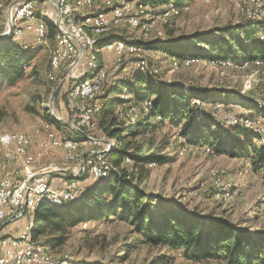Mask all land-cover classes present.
Segmentation results:
<instances>
[{
	"label": "rangeland",
	"instance_id": "obj_1",
	"mask_svg": "<svg viewBox=\"0 0 264 264\" xmlns=\"http://www.w3.org/2000/svg\"><path fill=\"white\" fill-rule=\"evenodd\" d=\"M133 1L137 3L136 5L148 2V0ZM12 2L15 3L16 0H0V4H3L7 10ZM165 4L152 3L153 7L149 5L151 8L140 15V26L138 27L132 29L126 27V23L121 22L118 26L112 27L110 31L114 29L115 33L126 38L124 40L132 41L139 35L149 40L154 37V29H160L163 32L164 28L165 32L166 28V32L175 39L179 36L203 33L248 19L241 7L243 5L251 7L250 0H190L186 7L187 10L183 7L170 16L162 18L161 13L166 7ZM257 4L264 7V0H257ZM93 8L103 9L99 2ZM93 8L82 11V15L84 12L93 11ZM95 12H91L90 16ZM49 13L47 8L36 9V17L47 25L46 42L44 45H38L35 42L38 47L32 52L29 61L23 65V75L11 82L0 81V133L28 131L31 127L39 129L52 127L51 123L46 121V115H49L50 111L54 116L68 122L66 93L70 86L72 87L82 77H88H81L86 69L88 73H92L89 69L87 55L85 66L82 61H78L74 69L67 71L64 68L60 71V75L56 76V70L49 65L50 51L55 44L54 35L49 36V27L53 29L52 17L54 15H49ZM88 24L89 22L86 24L87 27ZM30 26L33 27L34 23H30ZM143 27L146 29V37H143L145 32ZM27 32L31 33L30 30L25 33ZM52 33L54 34V31ZM24 39L21 37L7 41L25 45ZM27 43V45L34 43V34L28 38ZM97 49L99 48H92L96 61L101 67H105L109 74L105 90L110 82L117 85L124 75H131L133 69L135 74H139L136 60L134 63L131 59L135 58L134 56L130 55L131 58L118 56L114 52H103L97 56ZM139 55L144 59L149 74L146 71L144 73L155 80L157 77L158 81L167 84L188 88L197 87L203 93L226 91L233 94L229 97L215 96L216 99H222L221 102L218 101L221 105L214 102L215 104L205 103L202 107V110L203 108L208 109L207 111L215 117H213L215 124L222 132H229L231 128L238 130L239 135L245 132L239 127H230L234 126V122L227 123L226 113L252 117L244 113H235L233 109H237L234 108L236 104L253 110L260 107L261 115L256 110L254 115L258 116L256 119L260 118L259 120L264 121V115H262V112L264 113V62L256 65L253 60L235 64L230 60L231 64L215 65L210 63V59L199 58L197 62L185 64L182 59H176L163 51L148 48L142 50ZM54 89L55 92L51 96ZM104 89L103 94L101 93L97 98L99 105L104 96ZM122 93L126 94L124 91ZM122 98L118 96V100ZM100 119V115L97 114L95 121L93 120L95 137L101 140L107 139L111 146L115 144L117 148L121 144L129 143L128 151L120 158V167L124 170L128 168L122 160L129 157L133 171L130 174L127 173V179L133 185L147 194L159 197L166 205L178 204L186 210L197 211L203 216L226 219L252 234L264 235V171L253 167V161H257V158H249L251 168L248 159H241L239 156L234 157L230 154L215 155L207 145L203 147L188 143L187 139L180 135V127L176 128L168 121L156 123L154 119L150 120L151 124L147 129L142 131L140 128L135 135L121 133L116 138L108 137L113 140L111 141L97 129L96 121ZM122 121L124 124L130 122L126 118ZM130 124H135V122ZM58 131L60 134L56 132L61 137H75L65 128ZM248 133L253 134L254 137L257 136L254 132ZM37 135L42 136L41 133ZM257 142H259L258 139ZM258 144L264 147L263 143ZM205 147L210 149L209 154L204 152ZM95 148L99 149L100 146L96 145ZM180 150L182 153H179ZM148 156L161 158V162L154 163V165L153 162L147 164L148 161L144 158ZM107 158L110 159L108 154ZM244 160L248 162V165ZM52 162L60 164L58 161ZM245 164L249 169L248 172L242 174L241 171ZM0 165H2L1 177L6 172L7 162L0 161ZM213 173L229 185L232 193L229 200H219L213 196L214 190L211 186ZM85 184L86 182L83 185ZM190 190L195 194L188 196L187 193ZM26 218L28 219L27 215ZM27 221L29 223V220ZM84 222L86 224L82 222L80 225L67 227L65 241L60 245L50 246L48 243L49 239L59 235L58 232H48L40 236L38 241L51 252L55 260H66L69 264H226L219 260L192 261L179 251L168 250L161 245H144L133 233L130 220H120L115 216H109L103 220ZM28 223L25 228L29 225Z\"/></svg>",
	"mask_w": 264,
	"mask_h": 264
},
{
	"label": "trees",
	"instance_id": "obj_2",
	"mask_svg": "<svg viewBox=\"0 0 264 264\" xmlns=\"http://www.w3.org/2000/svg\"><path fill=\"white\" fill-rule=\"evenodd\" d=\"M148 2L151 5L173 2L182 8L187 6L190 0ZM259 30L264 31V19H243L235 24L175 39L166 32V28L165 32L163 28V37L145 40L139 35L132 41L124 40L126 38L115 33L113 29L110 33L102 34L99 43L93 48H101L106 41L122 39L145 50L148 48L163 51L177 59L194 56L202 60L229 59L235 64H242L257 59L264 60V41L259 39ZM53 31L54 28L49 27V36L54 35ZM8 37L12 39L11 34ZM8 39L0 42V81L11 82L23 75V65L29 61L38 46L35 42L32 45H19L7 41ZM62 69L64 68L53 69L56 70L57 77ZM122 91L131 96L125 100L127 103L139 106L144 101L149 103L146 112L140 111L135 124H124L121 119L123 113L113 112ZM232 95L228 92L203 93L197 87L167 84L145 73L135 74L133 69L131 75H124L117 85L110 82L101 98L100 109L93 113L92 119L95 121V116L100 115L101 121H96V127L106 138H116L121 133L135 135L140 128L142 131L148 128L151 124L148 120L154 119L156 123L168 121L174 127H180V135L187 139L188 143L207 145L215 155L230 154L248 159L251 168L249 158H257V161H253V167L264 171V147L251 145L253 134L246 131L243 135L237 134L239 131L236 134L222 132L208 109L202 110L205 103L218 104L222 101L214 98L215 96ZM195 101H198L199 105L193 104ZM46 121L53 124L57 130L65 128L76 137L69 138L82 141L86 136L85 131L73 133L68 126L53 120L49 115H46ZM128 144H121L109 151L111 170L107 178L89 180L83 191L63 207L42 203L30 221L31 238L38 241L40 236L48 232H58L59 235L49 239L48 243L50 246L60 245L65 241L67 227L115 216L120 220H130L132 231L139 237L140 243L161 245L168 250L179 251L192 261L219 260L226 264H264V235L252 234L226 219L203 216L178 204L166 205L159 197L147 194L133 185L127 179V169L120 167V158L128 151ZM144 159L148 161L147 164L161 162V158L155 156Z\"/></svg>",
	"mask_w": 264,
	"mask_h": 264
},
{
	"label": "bare ground",
	"instance_id": "obj_3",
	"mask_svg": "<svg viewBox=\"0 0 264 264\" xmlns=\"http://www.w3.org/2000/svg\"><path fill=\"white\" fill-rule=\"evenodd\" d=\"M18 0L13 7L14 3L12 2L8 10L3 4H0V35L4 32V38L8 37L10 34L12 35V39H17L19 36H16V34L19 33V30L22 25V17H11L10 18V11L14 10L16 6L19 4ZM35 2V0H34ZM99 2L101 6L105 5V12H112V5H109L114 2H118V0H95V1H85V0H68V5H71L73 8H79L80 10H74V17L72 18V25L75 28V31L79 33L80 36L84 38L85 42H88V49H87V55H88V61H89V69L92 72L91 77H82L81 80L77 81L75 84L72 85V87H76L77 93H84V89L87 83H90L91 81L97 80V74L98 71H102L103 67L97 63L95 55L92 52V48L99 43V38L102 34L108 32L112 27H116L121 23V15L120 14H112V17L110 19H105V24H99L94 25V22H100L102 18H104V11H96L92 16H90V21H86V15H82V11L92 9L93 6ZM251 7L249 5H243L241 7L242 10L246 12V16L248 19L253 21H258L261 19H264V7H261L257 4V0H250ZM135 3L133 0H126V7L130 8V19H132L133 24H136V27L140 26L139 17L140 15L144 14L145 10L150 9L153 7L149 2H144L143 4ZM151 7H150V6ZM166 7L162 10L161 17L166 18L170 16L171 14L175 13L177 9H180L177 7L173 2H166ZM13 7V8H12ZM187 6H184V9L187 10ZM183 8V7H182ZM7 10V25L5 23L4 15L5 11ZM11 22V28L8 25V22ZM57 20L58 21H65V12H57ZM41 24L44 26V29L47 31V27L45 22L38 21L36 19L35 15V8H31L30 11L26 12L25 15V22H33ZM56 21L54 19V47L50 51V57H49V65L52 69H56V67L60 66V61L62 60V43L60 42V38L63 35V28L62 23ZM88 27H87V23ZM7 26V29H5ZM135 28V27H133ZM144 28V27H143ZM145 32L143 33V37L147 36L146 29L144 28ZM34 35H41V28H34ZM259 39L261 41H264V31L259 30L258 32ZM46 36L47 32L45 33L44 43L43 42H36L38 45H44L46 42ZM153 36L160 38L163 37V32L160 29H154L153 30ZM144 39V38H143ZM112 46H115V48H133L130 49V55L134 56L136 59V68L138 73H144L145 71H148L146 68V64L144 62V59L140 57V52L142 50H145L143 47L137 46L133 42L124 41L122 39H115L112 41H106L101 45V48L104 50L107 48H110ZM177 59V58H176ZM174 60V59H173ZM199 60L198 57L190 56V57H184L182 58V62L185 64L197 62ZM211 64H231V61H218V60H209ZM264 60L257 59L253 61L254 64L260 65L263 64ZM246 63V62H245ZM245 65V64H244ZM243 67V66H242ZM108 78L103 81L101 85V89H99L96 93L93 94L91 97V103L89 104V115H90V122H92L93 126L94 121L92 119V115L95 112H98L100 109V105L97 101V98L102 93L104 87L107 85ZM103 94V93H102ZM120 97H123L125 99L118 100L114 107L113 112L114 113H123L121 116V119L124 118L130 120V122H134L139 116L140 111L146 112L148 108V101L142 102V104L136 105L135 103H127L125 102L126 97L125 94H120ZM82 103V104H81ZM195 104L199 105L198 101L194 102ZM205 106V104H204ZM73 111L76 112H87V104L83 100H76L73 101ZM200 116V115H199ZM257 117H248V116H242V122H234V126L240 127L241 129L245 131L254 132L258 136V143L264 144V131H261L259 129H264V122L256 119ZM134 120V121H132ZM244 123H258V128L256 125L251 124H244ZM51 126L45 127L43 129H39L38 127L33 128L31 127L28 131H19V132H13V131H4L0 133V145H12V146H20L19 147V154H27L26 149L28 146V142L33 135L37 133H41L42 136L47 135L50 133ZM55 135L57 137H60L63 142H61V149L65 150L64 158L63 160L65 162H74L75 160L82 159L85 156H90L95 153V151L87 153L82 149V142L77 139H71V138H63L61 137L54 129ZM74 132H78L76 130H73ZM256 136V137H257ZM86 137L90 138L89 135H86ZM25 141V142H23ZM104 142L103 140H101ZM106 148L102 152L96 151L95 153V160L99 161H106L107 166L109 168H106L104 172L99 174V176H93V180L98 179H105L107 178L110 170H111V164L107 158V154L111 149H114L115 144L113 146L110 145L109 141H105ZM197 147V146H196ZM204 147V146H203ZM202 147V148H203ZM205 153H210V149L208 147L204 148ZM179 153H182V150L179 151ZM0 161H5V154H0ZM7 162V168H9V161ZM122 162L128 166L127 171L128 173H132V165L130 162L129 157L123 158ZM246 164L248 165V162L244 160ZM154 165V163H152ZM243 167V173L248 172L249 168ZM40 165V162H35V160H29L27 164L24 165V172L20 174V167L18 166H11L10 167V175H17V180H7V187H21V185H27L31 182V173H36L37 171H40L37 169V167ZM152 166V165H151ZM66 167V166H65ZM93 171H95V163H88L86 165H83L81 167L80 171L72 172V173H66L69 175V179L66 182H79L82 183L85 179L89 178L91 179L93 175ZM6 175V172L5 174ZM218 176H216L214 173L212 175V189L214 190V197L219 200H229L231 198L232 193L231 189L229 188V185L225 184L223 181L220 180ZM211 189V190H212ZM81 193V192H79ZM79 193H76L75 196L70 197V199L66 203L58 202L53 197H43L41 199H35L32 204L28 207V209H23V211L20 212V217L22 214L26 211L28 214V219L31 221L33 213L35 210L44 202H47L51 205L57 206V207H63L67 203L73 201ZM194 191H188L187 195L192 196L194 195ZM86 224V222H83ZM24 242V248L22 250H14V253L12 255V264H30V260L28 259V256H34L35 255V248L37 247L38 241H35L31 238V227H29L19 234L15 236L9 237V244L12 245H21V243ZM51 252L43 246L41 243H39V258L41 260H49L50 259ZM53 262L56 264H69L66 260H55L53 258Z\"/></svg>",
	"mask_w": 264,
	"mask_h": 264
},
{
	"label": "built area",
	"instance_id": "obj_4",
	"mask_svg": "<svg viewBox=\"0 0 264 264\" xmlns=\"http://www.w3.org/2000/svg\"><path fill=\"white\" fill-rule=\"evenodd\" d=\"M43 3L46 4L47 11L52 12L55 16L56 21H58L57 12H65V21H58L62 23L63 28V35L60 38V42L62 43V60L60 61V67H56V69L65 68L67 71L72 70L75 68L78 61H82L85 66V62L87 61L88 42L84 41V38L75 31L72 25L74 10L80 9L68 5V0H43ZM109 5H112V12H105V5H103V9L93 8V11L84 12L86 21L93 22L90 21L91 12L104 11V18H102L100 22H94V25L105 24V19H110L112 14H120L121 22L126 23V27L132 29L136 27V24H133L132 19H130V8L126 7V0H118V2ZM31 8H34V0H20L18 6L10 11V18L22 17V25L16 36L20 38L27 30L33 31V28H41V35H34V42L44 43L45 33L47 32L44 26L34 23V21L25 22L26 12L30 11ZM30 23H34V26L31 27ZM108 33H110L109 27ZM2 35H4V32ZM130 49L133 48H115V46H112L105 49V52H114L118 56L131 58ZM131 59L135 63V58ZM108 77L109 74L104 67L102 71H98L97 80L86 84L84 93H77L76 87L71 86L66 93V107L69 115L68 122L72 124V127L69 128L80 133L85 131L86 134L84 135H90V137H92V144H90V146L97 145L100 146V148L106 143H103L99 137L94 136V126L92 122H90L89 104L91 103L93 94L101 89L103 81ZM76 100L85 101L87 104V112L73 111V101ZM242 116V114L231 115L230 113H226L227 123L242 122ZM244 124L256 125L258 128V123ZM259 130L264 131V129ZM61 142H63V140L57 137L53 128H51L50 133L44 135L36 142L37 150L34 153L29 151L33 143H29L27 154H19L20 146L0 145V154H5V161H9V168H6V175H2L0 178V223H12L19 220L20 212L23 211V209H28L35 199L53 197L58 202L66 203L70 197L75 196L76 193L82 192L84 189V183L79 182L64 181L63 186L57 187L51 183L52 176L64 177L66 173L80 171L83 165L95 163V171H93V175L90 179L93 180V176H99L106 168H109L106 161L95 160V153L100 149L95 148L94 154L85 156L74 162H66V167H58L55 164L54 167L48 168V170L31 173V182L27 185H21V187H7V180H17V175H10L11 166H18L20 167V174L25 173L24 165L27 164L29 160L43 159L44 153L49 149H61ZM64 153L67 152L62 150L61 158H64ZM0 168H2V165H0ZM23 248L24 242L21 243V245H12L9 244V236L1 237L0 264H12L14 250L23 251ZM27 260H30V264H56L53 262V256L51 254L49 260H41L39 258V243L35 248V255L28 256Z\"/></svg>",
	"mask_w": 264,
	"mask_h": 264
},
{
	"label": "crops",
	"instance_id": "obj_5",
	"mask_svg": "<svg viewBox=\"0 0 264 264\" xmlns=\"http://www.w3.org/2000/svg\"><path fill=\"white\" fill-rule=\"evenodd\" d=\"M18 0H16V2H17ZM16 2L14 3V5H13V7L15 6V4H16ZM12 7V8H13ZM34 8H35V12H36V9L38 8V9H46L47 8V6H46V4L45 3H43V0H35V2H34ZM7 11V10H6ZM6 11H5V13H6ZM5 13H3V15H4V19H5V23H6V25H7V13L5 14ZM36 15V14H35ZM49 15H53L52 14V12H50L49 13ZM36 19L38 20V21H42V20H40L39 18H37L36 17ZM53 21H54V16L52 17V23H53ZM46 24V23H45ZM52 26H53V28H54V24H52ZM46 27H47V25H46ZM5 29H7V26H6V28ZM26 32V31H25ZM33 32H34V28H33ZM33 34H35V33H32V31H31V33L30 32H27V33H24L21 37H23V39H24V44H28L27 43V40H28V38H30L31 36H33ZM20 37V38H21ZM7 39V37H5V40ZM17 39H19V37L17 38ZM16 40V39H15ZM23 41V40H22ZM103 52H105L102 48L100 49H97V56L99 55V53L101 54V53H103ZM99 58V57H98ZM103 67V66H102ZM91 73H88V71H87V69H86V72L82 75L81 74V77L82 76H88V77H91ZM80 77V78H81ZM223 93H227L226 91L225 92H223ZM103 97V96H102ZM125 97H126V99H128V98H130L131 96L130 95H126L125 94ZM101 104V103H100ZM219 104V103H218ZM219 105H221V104H219ZM237 106H235L234 108H237V109H233V111L235 112V113H244V114H246V115H249V116H252V117H258V116H255L254 114L256 113V112H258V114L259 115H261L260 113V109L258 108V109H252V108H248V107H245V106H241V105H239V104H236ZM255 110H256V112H255ZM260 112V113H259ZM253 114V115H252ZM262 115H264V113L262 112ZM260 117V116H259ZM262 118V117H261ZM148 122L150 123L151 121L150 120H148ZM52 125V127L59 133V131L54 127V125L53 124H51ZM227 127V126H226ZM69 128V127H68ZM70 129V128H69ZM71 131H72V129H70ZM238 130H235L234 128H231L230 130H229V133H235L236 134V132H237ZM73 133H75L74 131H72ZM247 132H250V131H247ZM60 134V133H59ZM63 136V135H62ZM43 136H41V135H37V134H35V135H33L32 134V136H31V138H30V140H29V142H28V146H27V149H26V152H28V149H29V143H33L32 144V146L30 147V149H29V151L31 152V153H34L36 150H37V147H36V142L39 140V139H41ZM63 137H65V136H63ZM242 137L243 136H241V139H242ZM67 138H69V137H67ZM71 139H73V138H71ZM107 141V139H103V141ZM105 141L103 142V143H105ZM82 142V149L85 151V152H87V153H90V152H93V151H95V146H90V144H92V138H88V137H86L85 136V138L81 141ZM251 145L252 146H255V147H258V146H260L259 144H258V142H257V138L256 137H252L251 138ZM89 146V147H88ZM106 144L103 146V147H101L99 150H98V152H102V151H104L105 150V148H106ZM61 155H62V150L61 149H49V150H47L45 153H44V155H43V159H35V162L37 161V162H40V165L37 167V169H39L40 171H42V170H48V168H52V167H54L55 166V164H56V166H58V167H65L66 166V162L63 160V158H61ZM48 160H52V161H58V162H60V164H58V163H55V162H52V161H48ZM8 166V165H7ZM69 178V175L68 174H64V177H62V176H52V178H51V183L53 184V185H55V186H57V187H61V186H63L64 185V181L66 182L67 180H68V178ZM90 179L89 178H87V179H85L82 183H85V182H88ZM26 215H27V217H28V214H27V212L25 211L23 214H22V216L20 217V219L19 220H17V221H15V222H12V223H0V238L1 237H5V236H13V235H17V234H19L20 232H23V231H25L28 227H29V225H30V221H29V223H28V221L27 220H29V219H27L26 218ZM27 223L29 224L26 228H25V226L27 225ZM25 229H24V228Z\"/></svg>",
	"mask_w": 264,
	"mask_h": 264
},
{
	"label": "water",
	"instance_id": "obj_6",
	"mask_svg": "<svg viewBox=\"0 0 264 264\" xmlns=\"http://www.w3.org/2000/svg\"><path fill=\"white\" fill-rule=\"evenodd\" d=\"M8 25H9V27L11 28V22H10V21L8 22ZM3 40H5L4 36L0 35V41H3ZM80 51H81V48H80ZM62 76H64V75H62ZM54 92H55V89L52 91L51 96H53ZM51 99H52V97H51ZM50 104H51V100H50ZM49 116H50L53 120H55V121H57V122H59V123H61V124H63V125H66V126H68V127H72V124H71L70 122L64 121V120L60 119L59 117L54 116L53 113H52L51 111H50Z\"/></svg>",
	"mask_w": 264,
	"mask_h": 264
}]
</instances>
